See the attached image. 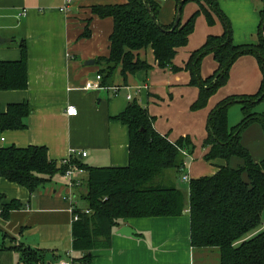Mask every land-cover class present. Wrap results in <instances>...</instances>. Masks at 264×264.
Returning a JSON list of instances; mask_svg holds the SVG:
<instances>
[{
	"label": "crops",
	"instance_id": "1",
	"mask_svg": "<svg viewBox=\"0 0 264 264\" xmlns=\"http://www.w3.org/2000/svg\"><path fill=\"white\" fill-rule=\"evenodd\" d=\"M156 1L161 5L159 19L164 24L173 22L177 1ZM254 1L219 0V3L226 14L235 17L229 10L230 4L244 24L250 27V23L261 21L258 4ZM125 2L127 0H70L69 10L64 12L61 7L65 0H0V37L10 39L0 42V60L20 59L24 45L28 64V87L0 91V110H6L10 103L24 101L32 109L26 117L27 128L6 131L5 143L20 147L44 145L50 157L59 162L76 155L74 160L86 166H127L130 161V129L114 118L125 111L131 102L127 95L132 94L133 99L137 98L154 117V127L159 133L172 142L189 136L195 143V151L185 168V176L189 180L183 178V182L190 183L193 178L213 175L220 165L236 167L242 164L238 157L229 161L223 158L205 160L208 148L203 144L208 135L209 114L220 101L259 91L264 77L259 60L253 54L237 58L228 83L200 109L192 107L199 98L200 88L191 84L190 71H173L169 67L158 66L152 48H148L146 58L153 67L126 77L118 72L114 85L118 87L117 93L113 89L85 88L89 80L96 79L99 70L96 59L109 54L114 24L111 17L94 15L92 8ZM24 9L27 13L20 15ZM197 9V2H188L183 9L182 22L187 21ZM247 12L250 19L243 17ZM214 20L210 24L205 14L197 16L188 44L178 49L173 60L175 65L184 67L192 52L202 47L209 36L223 34L224 26L215 14ZM87 26L91 33L84 36ZM92 59L95 63L87 64ZM218 67L213 54L205 55L201 62L202 76L213 75ZM70 104L78 108L77 115L67 114ZM241 142L256 162L264 159V128L259 122L245 128ZM73 151L76 152L73 154ZM83 151L87 152L86 156H82ZM82 177L84 184L78 188L77 195L79 206L85 209V202L82 205L81 199L87 190L85 181L88 174ZM175 184L184 202L180 215L124 220L114 228L111 246L96 250L91 264H219L218 249L192 246L190 190L178 181ZM67 192L66 180L60 174L35 192L0 178V194H5L4 202L16 199L24 204L22 208L12 210L8 217L0 216V264H27L21 256L20 245L43 251V260L31 264H56L61 260L83 264L80 260L83 254L73 250L74 221L71 205L65 199ZM124 225L134 228L137 234H120L118 230Z\"/></svg>",
	"mask_w": 264,
	"mask_h": 264
},
{
	"label": "trees",
	"instance_id": "2",
	"mask_svg": "<svg viewBox=\"0 0 264 264\" xmlns=\"http://www.w3.org/2000/svg\"><path fill=\"white\" fill-rule=\"evenodd\" d=\"M176 1L178 6L180 0ZM191 1L197 2L199 9L187 21L181 20L173 31L170 30L175 20L164 24L159 19L161 5L156 0H127L120 4L94 6V15L111 17L114 23L109 54L96 59L102 84L114 86L118 72L126 77L138 71H149L153 66L146 58L148 48L153 49L158 66L190 71L191 84L200 88L193 109L205 107L209 98L227 83L233 63L242 55H255L264 74V10L259 42L235 44L231 22L219 0H186L183 9ZM201 13L210 24L214 23L215 14L222 22L224 32L220 36H209L202 47L192 52L185 66L178 67L173 60L178 49L188 44L196 18ZM90 33L87 26L83 35ZM207 54L215 56L219 67L213 75L203 78L201 62ZM27 87V49L23 45L20 59L0 60V91ZM263 99L264 79L256 94L227 97L211 110L207 121L208 135L203 144L208 148L205 160L223 158L229 161L238 157L242 164L237 167L220 165L215 174L193 178L189 183L191 244L195 248L218 249L219 264H264V159L256 162L241 142L242 132L249 124L259 122L264 128V113L254 110ZM237 101L242 104L244 118L230 126L229 108ZM31 111L26 101L10 103L6 110H0V136L6 131L26 129V117ZM114 119L129 126V164L92 167L73 160L88 174L83 200L85 209L90 212L78 210L80 218L73 224V250L83 254L80 258L83 264H91L96 250L111 246L113 230L124 220L178 216L184 207L182 194L172 173L167 171L177 175L185 171L195 151L192 138L186 136L170 141L155 129L154 117L137 98ZM65 170L66 165L52 159L44 145L0 144V178L25 186L31 192L54 181ZM4 199L5 194H0V216L5 218L12 210L24 206L19 200L5 203ZM19 249L27 264L43 260L40 249L24 245Z\"/></svg>",
	"mask_w": 264,
	"mask_h": 264
},
{
	"label": "built area",
	"instance_id": "3",
	"mask_svg": "<svg viewBox=\"0 0 264 264\" xmlns=\"http://www.w3.org/2000/svg\"><path fill=\"white\" fill-rule=\"evenodd\" d=\"M69 1L70 0H65V3L63 4V6L61 7V10L64 12H67L69 10ZM160 2H167L168 0H158ZM27 13V10L24 9L23 12H21L20 15H25ZM85 88L87 89H94V90H103V89H113L115 91V93H117L118 87H108L105 86L104 84H102V75L97 73L96 75V79L95 80H89L86 85ZM141 89L139 88L138 91H140ZM127 98L129 100H133V96L132 94H128ZM67 114L70 116H75L78 114L79 110L75 105H68L67 107ZM6 138L4 136H0V142H5ZM76 151H73V154ZM82 156H86L87 152L83 151L81 152ZM76 155H71L67 158H64L61 163H63L64 165H66V170L64 172V178L66 180V186H67V193L65 195V199L67 201H69L70 203V211L73 214V221H77L80 218L79 212L78 210L81 209V207L79 206V200H78V195H77V190L79 187H81L84 184V177H82L83 174L87 173V171L79 166L78 163L73 162L74 158ZM184 180H189L188 176L184 177ZM86 213H89L90 211L88 209L84 210ZM262 228H264V213H263V219H262ZM72 256V254L70 253V257ZM56 264H73L72 260H61L58 261Z\"/></svg>",
	"mask_w": 264,
	"mask_h": 264
},
{
	"label": "rangeland",
	"instance_id": "4",
	"mask_svg": "<svg viewBox=\"0 0 264 264\" xmlns=\"http://www.w3.org/2000/svg\"><path fill=\"white\" fill-rule=\"evenodd\" d=\"M252 2H255V1L252 0ZM256 2L258 4V11L257 12L259 13V15H261V21H262V10H264V0H256ZM228 7H229V10H231L232 14L235 15V17H230L228 14L225 13L227 15V17L229 18L231 25H232L234 43L236 44V43H255V42H258L259 38H260V35H259L260 26H259V24L261 21H259L258 24H256V23L251 24L250 23V27L249 26L247 27L244 24V22L240 19L242 17L240 15H238L237 13H235V11L232 9L230 4ZM253 10H254V7H253ZM184 14H186V12ZM245 14H247V15H245ZM245 14H243V17L250 19L248 12ZM230 72H231V69H230ZM230 72H229V78H230ZM201 75H202V73H201ZM263 77H264V74H263ZM229 78H228V81H229ZM228 81H227V83H228ZM254 110L257 112H260V113H264V99L261 100L257 106H255ZM243 118H244V112H243L241 102L237 101V102L231 104V106L229 108V124H230V126H235L236 124L240 123ZM2 144L8 145L9 143H5V142L3 143L2 142ZM189 160H191V158H189ZM236 167H237V165H236ZM186 172H187V170H185V171L181 172V174L177 175L174 171H167V173H172V177L176 183L178 181V183L181 184L182 186H184L185 188H189V181L183 182V180H182L185 177ZM85 192H86V190H85ZM81 201L83 202L82 205H84L85 201L83 199H81ZM85 205H86V203H85Z\"/></svg>",
	"mask_w": 264,
	"mask_h": 264
},
{
	"label": "water",
	"instance_id": "5",
	"mask_svg": "<svg viewBox=\"0 0 264 264\" xmlns=\"http://www.w3.org/2000/svg\"><path fill=\"white\" fill-rule=\"evenodd\" d=\"M185 1L186 0H180V2L178 4V7H177V14H176V18H175V21H174V25H173V27L171 28L170 31L175 30L179 26V24H180V22L182 20L181 11L183 9V4L185 3ZM154 18H155V16H154ZM6 40H10V39H5L3 37H0V42H5ZM94 63H95V61L93 59L87 61V64H94ZM118 232L120 234L128 235V236H134V235L137 234V231L134 228H132L131 226H129V225H124L123 227H121L118 230Z\"/></svg>",
	"mask_w": 264,
	"mask_h": 264
}]
</instances>
